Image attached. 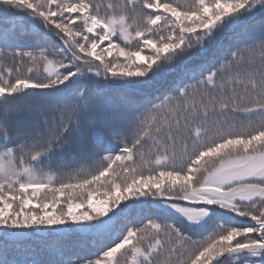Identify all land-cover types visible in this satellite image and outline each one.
I'll return each instance as SVG.
<instances>
[{
	"label": "snow or ice",
	"instance_id": "6c2138e0",
	"mask_svg": "<svg viewBox=\"0 0 264 264\" xmlns=\"http://www.w3.org/2000/svg\"><path fill=\"white\" fill-rule=\"evenodd\" d=\"M0 264H264V0H0Z\"/></svg>",
	"mask_w": 264,
	"mask_h": 264
},
{
	"label": "trees",
	"instance_id": "16d2710c",
	"mask_svg": "<svg viewBox=\"0 0 264 264\" xmlns=\"http://www.w3.org/2000/svg\"><path fill=\"white\" fill-rule=\"evenodd\" d=\"M102 4L111 2V0H100ZM64 153H75L76 159L74 160L71 155L65 156L63 161L60 160H54L52 162V167L49 169L47 166H45V171H53L56 172L58 175H74L81 170L84 171V173H87L89 170H91V162H87L83 156L80 155L77 149H75L72 146H68L63 149ZM113 168H117V165H113ZM111 175V174H110ZM125 179L124 175H120L116 177V182L121 183ZM104 184V180L102 179L101 185ZM106 191H109L107 187L104 186H97L94 190V196L95 199L104 197V193ZM105 199V198H104Z\"/></svg>",
	"mask_w": 264,
	"mask_h": 264
},
{
	"label": "rangeland",
	"instance_id": "374dc122",
	"mask_svg": "<svg viewBox=\"0 0 264 264\" xmlns=\"http://www.w3.org/2000/svg\"><path fill=\"white\" fill-rule=\"evenodd\" d=\"M40 195H44V193H40ZM49 195H51V194L49 193ZM104 198H106L105 195H104V197L102 199H104ZM100 201H101L100 198H97V199L94 200V202L97 203V204H99ZM77 202H79V201H77ZM77 211H80V209H77Z\"/></svg>",
	"mask_w": 264,
	"mask_h": 264
}]
</instances>
